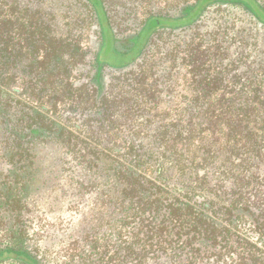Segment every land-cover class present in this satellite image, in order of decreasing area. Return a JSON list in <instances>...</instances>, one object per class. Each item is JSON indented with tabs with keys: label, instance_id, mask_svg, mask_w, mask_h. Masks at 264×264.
Instances as JSON below:
<instances>
[{
	"label": "trees",
	"instance_id": "1",
	"mask_svg": "<svg viewBox=\"0 0 264 264\" xmlns=\"http://www.w3.org/2000/svg\"><path fill=\"white\" fill-rule=\"evenodd\" d=\"M46 1L0 0V264H264V64L241 69L260 52L235 53L234 36L206 31L161 56L145 49L112 95L99 79L103 49L96 86L76 84L88 55L71 36L77 17L67 28L62 0ZM78 1L121 54L149 23V34L181 27L217 2L243 9L237 38L250 22L264 32L259 0H197L122 38L104 0ZM72 181L95 194L75 217L82 227L60 250L42 249L53 233L38 207Z\"/></svg>",
	"mask_w": 264,
	"mask_h": 264
},
{
	"label": "rangeland",
	"instance_id": "2",
	"mask_svg": "<svg viewBox=\"0 0 264 264\" xmlns=\"http://www.w3.org/2000/svg\"><path fill=\"white\" fill-rule=\"evenodd\" d=\"M104 1L106 10L109 11L111 15H113L115 24L114 30L118 28V37L122 38L125 35L138 32L140 29H142L145 24L146 18L150 14L168 18H175L180 14L182 7L196 3L197 0ZM259 1L264 5V0ZM62 2L63 3L60 9L64 12V16L60 17V22L66 25L67 28H71V19L77 17L78 30H71V36H74L77 39L80 47H82L83 50L88 51L86 62L77 67L75 70V74L78 77L76 84L88 82L91 83V86L92 84L93 86H96L95 76L98 69L95 62V56L103 49L100 55V61L106 64L101 71L99 79L104 86V91H113L112 95H114L117 91H119L118 87L121 84V80L128 76L125 74V71L130 69V67L132 66L131 63L134 61V59H139L138 57L142 55V52L145 49L146 51L148 50L150 52L156 51L157 56H161L166 52L169 45L172 44L173 41L179 42L184 39L194 38V41L198 42L203 38L205 39V36H203L202 33L206 31L210 32L214 29L218 30L220 34H222V36L224 33L228 37L234 36L235 42L232 45V50H235V53H240L243 51L245 53L247 51H249V53L260 52V54L256 57L255 61L252 64H250L249 62L251 60L248 59V63L246 64V66L242 64L241 69H245V67L247 66H250V68L253 69L254 67L264 64V32H261L259 30L255 32L256 25L250 22L247 23L249 24L248 27L251 26L253 29L249 28L250 31L246 30V33L241 36V39L239 37H236V35H238L237 32L233 34L231 33V31L233 30L231 29V27L235 26V29H237L239 22L242 21V17L245 23L249 22L246 19V15H242L243 9L240 8V4L236 2L211 3L205 7L198 19H194L191 22L182 25L181 27L173 29L161 25L158 30H154L149 34L151 26V24L149 23L146 29L147 31L141 35L137 46L133 50L124 54L115 52L113 48L114 41L112 40L113 31L111 28L108 29L106 21H102L103 24L101 25V20L97 18L94 24L91 25L89 23L90 19H88L86 16V6H82L78 0H62ZM31 3L33 2H29V4ZM44 5L47 8L52 7V4L49 0L44 2ZM146 34L149 35L145 37ZM245 37H250L249 41L247 42L249 44L245 42ZM261 50H263V52H261ZM212 68L213 66H211V69ZM160 70L162 77L166 78V75H168V72L170 71L169 63L165 62V64L160 67ZM185 78H189V75L186 74V77L181 75V83H176V88L174 90V93L176 95L174 96V98L177 100H182V93L184 91L182 84ZM92 81L94 83H92ZM243 81L244 79H242L239 84H241ZM164 87L165 90L168 89L166 85ZM168 91L172 90L168 89ZM80 94L85 100L86 91L82 90ZM85 116L86 113H84L83 117ZM90 116L96 117L95 115H93V113H91ZM82 118L78 120L73 119L72 122L77 126H80L83 120ZM92 128L94 129L96 127L93 126ZM72 182H74L72 186H70V184L65 185V188L63 189L64 191H58L50 196V192L46 193L48 195L44 197L45 199H57V201L54 202L51 206L46 204L38 207L37 213L41 212V214H44L45 217L50 220L48 233H53V235L47 238V240H40L39 245L42 247V249L46 247L51 251L55 249L60 250L63 247V243L61 240L65 239L66 234L72 232L73 229H79L80 227H82V225L77 221L75 217L88 210V207H86V205L88 201L95 196V194H89L90 192L88 193V191H86L85 189H82L80 191V185H78L77 189L74 188L77 182ZM70 216H73L72 221L67 223ZM51 251L48 252V257H50L53 262L55 259V253ZM56 263L57 262H55L54 264ZM1 264L18 263L14 261H5Z\"/></svg>",
	"mask_w": 264,
	"mask_h": 264
}]
</instances>
